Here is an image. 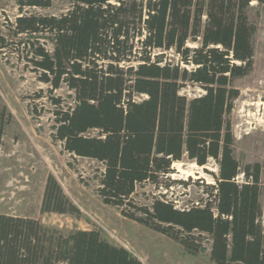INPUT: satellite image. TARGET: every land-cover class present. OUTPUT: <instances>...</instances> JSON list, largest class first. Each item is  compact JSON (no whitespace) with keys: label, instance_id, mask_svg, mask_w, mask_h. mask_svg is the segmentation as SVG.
I'll return each instance as SVG.
<instances>
[{"label":"trees","instance_id":"1","mask_svg":"<svg viewBox=\"0 0 264 264\" xmlns=\"http://www.w3.org/2000/svg\"><path fill=\"white\" fill-rule=\"evenodd\" d=\"M65 1L68 11L55 15L32 10L54 0H18L21 14L9 37L0 30V50L22 55L49 86L54 138L71 155L104 165L98 193L125 217L190 255L208 245L211 264H264L262 165H241L228 119L240 95L235 82L254 67L257 30L248 11L255 0ZM188 85L203 92L189 98L181 93ZM64 86L73 94L68 107L53 95ZM184 159L200 167L217 163L205 197L183 209L164 196L150 207L136 203L143 184L169 190L176 183L169 174ZM42 211L80 212L52 175ZM0 264L142 262L99 230L64 233L0 213Z\"/></svg>","mask_w":264,"mask_h":264},{"label":"rangeland","instance_id":"2","mask_svg":"<svg viewBox=\"0 0 264 264\" xmlns=\"http://www.w3.org/2000/svg\"><path fill=\"white\" fill-rule=\"evenodd\" d=\"M68 9L65 0H54L50 8L35 7L32 10L60 15ZM20 14L18 0H0L3 34L9 37V25ZM248 15L257 30L254 67L248 75L236 80L240 95L228 119L232 124L235 156L241 165L254 162L262 165L261 203L264 210V105L260 110L250 105L259 101L264 103V3L253 1ZM166 56L178 61L173 51H167ZM26 64L22 55L9 49L0 50V125H3L0 134V213L39 219L45 226L64 233L78 229L99 230L105 239L128 249L142 264H211L208 245L199 255H190L168 236L125 217L120 208L104 203L98 193L104 165L71 155L54 138L56 107L51 103L49 86L40 82L38 74L28 70ZM202 92L192 85L181 91L189 98ZM53 95L62 98L65 107L74 104L73 94L66 86ZM173 168L175 172L169 174V178L176 183L169 190L156 188L151 183L137 187L133 198L139 206L150 207L155 197L164 196L162 199L183 209L206 196L204 184L216 183L211 173H218L214 160L206 167H200L184 159ZM50 175L79 208L78 214L42 211ZM167 177L163 178V183L168 181ZM238 179L243 181V176Z\"/></svg>","mask_w":264,"mask_h":264},{"label":"bare ground","instance_id":"3","mask_svg":"<svg viewBox=\"0 0 264 264\" xmlns=\"http://www.w3.org/2000/svg\"><path fill=\"white\" fill-rule=\"evenodd\" d=\"M250 105L251 106H256L257 107V109L258 110H260V107L262 106V105H264V103L263 102H261V101H259V102H255V103H250Z\"/></svg>","mask_w":264,"mask_h":264}]
</instances>
